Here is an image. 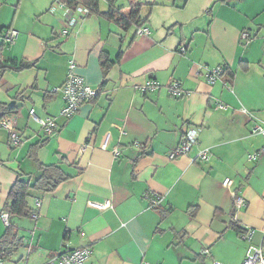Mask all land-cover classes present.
Instances as JSON below:
<instances>
[{
    "label": "crops",
    "instance_id": "1",
    "mask_svg": "<svg viewBox=\"0 0 264 264\" xmlns=\"http://www.w3.org/2000/svg\"><path fill=\"white\" fill-rule=\"evenodd\" d=\"M130 1L141 7L150 34L94 13L63 35L65 9L51 10L56 0L17 6L0 20V39L6 28L18 31L14 44L0 51L6 66L0 102L13 108L8 115L22 137L12 147L8 130L0 128V239L9 225L4 205L19 178L34 182L40 164L58 165L68 176L52 192L34 191L27 216L9 218L23 240L9 264H45L83 246L92 249L87 264H241L250 246L241 233L253 227L252 243L261 240L264 185L255 180L263 162L249 156L263 148L264 137L252 133L254 121L243 109L264 121V0L115 4L128 14ZM108 8L100 0V10ZM11 60L28 66L11 68ZM71 61L99 93L65 118L55 89ZM217 66L226 72L210 84L206 72ZM149 79L160 89L143 95L136 85ZM173 82L189 94L170 95ZM32 108L39 118H56L53 136L44 135ZM187 125L201 129L199 143L170 159ZM204 148L212 151L210 160H194ZM226 178L232 186L223 185ZM148 192L163 196L159 206L150 207ZM233 193L247 205L238 207ZM106 201L112 207L94 204Z\"/></svg>",
    "mask_w": 264,
    "mask_h": 264
},
{
    "label": "built area",
    "instance_id": "2",
    "mask_svg": "<svg viewBox=\"0 0 264 264\" xmlns=\"http://www.w3.org/2000/svg\"><path fill=\"white\" fill-rule=\"evenodd\" d=\"M62 7L65 9V28L62 31L63 35H67L69 33V28L74 26L79 18L86 17L89 15V8L86 6H79L76 9H71L67 4L63 2H55L51 7V10H55L56 7ZM140 35H148L150 34L149 27L143 26L137 31ZM18 36V31L14 28H6L3 33V40L7 43V45L14 44L16 38ZM242 39L249 41L251 39V34L249 32L242 33ZM183 52H185L186 48H182ZM76 63L71 61L69 64L68 74L65 82L59 88H56L55 91H60L62 93L64 99V106L60 112V115L65 118H70L75 115L80 107L88 100L93 99L99 93V87H93L88 84L85 78L78 73L75 72ZM225 73V69L223 67H216L213 69H208L206 72V78L210 84L216 83L218 80L222 78ZM160 84L155 79H149L148 81L136 85V89L143 95H147L148 93H152L160 89ZM169 94L174 97H183L188 95L189 92H185L181 89L179 82H173L168 86ZM217 108H226L223 103H218ZM244 113L248 114V116L254 121L252 126V133L262 135L264 137V121L258 119L252 112L247 109H243ZM30 115L38 121L41 125V128L46 137H51L55 134L57 130V121L56 118L49 116L45 119L39 118L36 115V111L34 108L30 109ZM0 128L6 129L10 135V145L12 147H17L22 142V137L17 128L16 118L13 115H6L3 118H0ZM201 129L194 125H187L182 138L180 140L179 145L170 153V159H174L178 156L185 155L189 153V151L193 148L194 145L199 143V135ZM141 143L139 141L134 142V147L140 149ZM105 148V147H104ZM116 155L118 151L115 150ZM212 155V151L209 148L201 149L197 155L194 157V160L200 161H209ZM264 156V146L261 150L250 154L249 158L251 160H258ZM233 184L232 178H226L223 182V185L226 187H230ZM236 201V205L238 207L246 206L247 202L237 193H233ZM145 198L150 201V207L155 208L159 206L163 200V196L161 194L155 192H148L145 194ZM97 206L105 209L112 207V204L109 201L105 203H94ZM37 206H40V202H37ZM3 220L6 224H9V214L7 212L2 215ZM256 233V229L253 227L246 228L242 233L241 237L245 241L249 242L250 246L247 251V254L243 260L242 264H264V230L262 233L261 240L258 244L252 243L254 235ZM202 255H208L209 249H203L201 251ZM92 254V249L89 246L76 247L72 249H68L62 252H59L51 257V259L45 264H87L88 258ZM6 258L3 255H0V264H5ZM18 264V263H17ZM213 264H221L218 261H215Z\"/></svg>",
    "mask_w": 264,
    "mask_h": 264
},
{
    "label": "trees",
    "instance_id": "3",
    "mask_svg": "<svg viewBox=\"0 0 264 264\" xmlns=\"http://www.w3.org/2000/svg\"><path fill=\"white\" fill-rule=\"evenodd\" d=\"M56 2H63L67 4L71 9H76L79 6H86L89 8L90 14H100L109 20L118 22L123 29H129L135 27L138 31L139 28L143 27L148 19H142L140 16L139 5H133L130 1V13H124L125 7L116 6V0H108L109 8L107 11L102 12L100 10V0H56ZM136 31V32H137ZM7 43L2 40L0 41V51L6 48ZM11 68L23 69L28 65L23 63L17 65L16 60H11ZM107 63L104 61V64ZM6 66H0V75L6 69ZM105 70H107V64L104 65ZM3 70H2V69ZM226 72V71H225ZM13 108H9L5 104L0 102V118L8 114H12ZM39 168L41 173L39 177L34 181H26L19 178L11 188L8 196V200L4 205V212L9 214V218L13 217H23L27 216L32 211V206L30 205V197L34 191L38 192H52L58 185L65 181L68 176L64 174L62 169L55 164L44 165L40 164ZM23 246V240L18 234V230L15 226L9 222L6 231L2 238L0 239V255H3L8 259L14 252L18 251L20 247Z\"/></svg>",
    "mask_w": 264,
    "mask_h": 264
},
{
    "label": "rangeland",
    "instance_id": "4",
    "mask_svg": "<svg viewBox=\"0 0 264 264\" xmlns=\"http://www.w3.org/2000/svg\"><path fill=\"white\" fill-rule=\"evenodd\" d=\"M45 1H47V0H2V4H3V8L1 9V11H0V20L1 21H6L7 19H10L11 17H12V15H13V13H14V11L16 10V8H17V6H22V7H24V8H28L29 6H30V4L31 5H33V4H37V3H43V2H45ZM118 2H119V4L118 5H121V3H123V4H126V0H118ZM4 32V31H3ZM3 32H2V36H3ZM2 36H1V39H0V41H2L3 40V38H2ZM62 36V35H61ZM218 67V66H217ZM216 68V67H215ZM257 116V115H256ZM259 118H261V119H264L263 117H259ZM256 135H258V134H256ZM260 136H262V135H260ZM263 137V136H262ZM261 150V149H260ZM263 162V163H262ZM252 164H254V162H251ZM259 163H262L263 165H262V169H261V173L259 174V176L256 178L257 180H255V183L257 184V185H260V186H262V185H264V156H263V158H260V162ZM242 238V237H241ZM244 240V239H243ZM247 242V241H246ZM249 243V242H248ZM210 254V253H209ZM247 254V253H246ZM246 256V255H245ZM245 258V257H244ZM215 261H218V260H214L213 262H212V264L215 262ZM218 262H220V261H218ZM10 263V261H8V259H7V261H6V263L5 264H9ZM221 263V262H220ZM243 263V261L241 262V264ZM221 264H223V263H221ZM235 264H238L237 262L235 263Z\"/></svg>",
    "mask_w": 264,
    "mask_h": 264
}]
</instances>
